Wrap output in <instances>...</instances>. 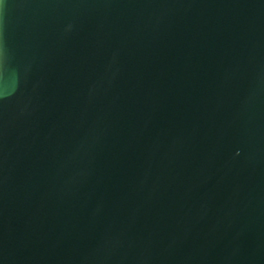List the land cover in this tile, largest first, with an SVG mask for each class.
Wrapping results in <instances>:
<instances>
[{
	"label": "water",
	"instance_id": "water-1",
	"mask_svg": "<svg viewBox=\"0 0 264 264\" xmlns=\"http://www.w3.org/2000/svg\"><path fill=\"white\" fill-rule=\"evenodd\" d=\"M0 264H264V0H0Z\"/></svg>",
	"mask_w": 264,
	"mask_h": 264
}]
</instances>
